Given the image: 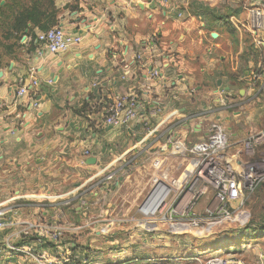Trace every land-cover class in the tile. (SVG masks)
Returning <instances> with one entry per match:
<instances>
[{"label":"crops","instance_id":"0c3cea01","mask_svg":"<svg viewBox=\"0 0 264 264\" xmlns=\"http://www.w3.org/2000/svg\"><path fill=\"white\" fill-rule=\"evenodd\" d=\"M216 2L54 0V25L80 35L79 44L49 54L40 53L26 35L27 42H17V49L1 39L10 54L0 66V210L21 213L28 205L23 202L30 198L70 200L74 190L91 180L87 175L74 183L81 172L97 168L99 174L118 164L115 185L135 188L131 207L119 211L130 219L79 225L68 220L70 209L62 212L48 204L39 209L41 220L23 215L21 222L27 227H54L57 221L61 227H136L137 203L160 172L153 163L165 165L171 176L187 166L178 150L177 155L172 152L187 136V123L176 128L184 116H174L177 110H185L180 105L190 99L192 87L200 88L198 80L210 77L211 53L222 39L207 31L208 14ZM27 26L33 34L42 30L39 25ZM19 79L29 88L21 98L16 97ZM33 80L36 85L30 87ZM119 94L136 97L137 116L128 125L114 128L103 119L106 107ZM174 137L179 141L172 144ZM147 152L155 155L150 162L121 159ZM93 157L96 162L87 163ZM14 200L22 203L9 204ZM98 216H102L99 211Z\"/></svg>","mask_w":264,"mask_h":264},{"label":"rangeland","instance_id":"374dc122","mask_svg":"<svg viewBox=\"0 0 264 264\" xmlns=\"http://www.w3.org/2000/svg\"><path fill=\"white\" fill-rule=\"evenodd\" d=\"M8 1L12 3L19 0ZM48 1L43 0L42 8L45 9ZM257 4L256 0H217L214 13L208 14L211 22L207 31L220 34L222 39L219 47L211 53L209 79L198 80L196 84L200 88L194 85L190 99L181 102L180 106L185 110L182 113L177 110L175 113L174 117L184 116V119L177 122V129L187 123V136L183 144L186 147L202 138L208 127L215 122L228 128L233 140L264 129V47L260 40L263 32H256L250 25V11ZM4 13L6 14V10ZM3 30L0 28V32ZM19 36L17 40H9L15 49L19 47L16 43H20L22 39L27 42L22 34ZM33 39L34 36L29 40L33 42ZM9 54L10 51L1 45L0 39V66L6 63ZM194 128L199 130L195 131ZM171 141L173 144L179 138L174 137ZM172 149L177 155L178 149ZM117 150L120 151V148ZM150 156L152 158L155 155L152 153ZM150 156L147 152L140 156L124 155L121 159L127 161L148 158L150 162ZM116 166L99 174L97 168L88 174L81 172L74 183L80 182V178L87 175L91 180L74 190L70 200L30 198L23 202L28 204L25 211L9 212L1 216L5 227L0 230V264H38L37 261L12 251L10 247L16 246L23 238L22 232L27 228L21 222L26 218L24 216L41 220L39 209L48 207V204L62 212L70 209L72 216H68V220L79 225L84 222L94 223L100 219L114 222L120 217L129 218L120 216L119 211L131 207L135 188L115 185L120 176L118 171L113 175L118 168ZM185 168L186 165L177 172L180 173ZM167 169L169 168L162 165L156 173ZM104 182H107L108 188H104ZM142 201H138L137 206ZM20 203L22 202L14 200L9 204ZM139 206L133 214V224L136 223V227H61L60 221H57L55 225L62 232L60 242L73 246L72 264H131L135 260L145 262L147 258L157 259L159 264H201L202 254L200 261L195 260L197 255L208 249H223L229 244H233L235 249H240L244 244L264 250V228H261L264 227V187L247 197L234 220L222 223L213 235L206 238H196L192 233L174 235L168 225L162 223H159L156 230L148 232L150 228L145 226L149 222L148 217L139 212ZM81 209L85 211L83 214ZM98 211L102 214L101 217L98 216ZM62 253L63 251H58L56 254L63 256ZM248 255L252 257L251 252Z\"/></svg>","mask_w":264,"mask_h":264},{"label":"built area","instance_id":"2783aa9c","mask_svg":"<svg viewBox=\"0 0 264 264\" xmlns=\"http://www.w3.org/2000/svg\"><path fill=\"white\" fill-rule=\"evenodd\" d=\"M256 1L257 6L250 11V25L256 32H263L260 40L264 47V0ZM80 41V35L66 32L57 25L37 31L33 39L40 53L49 54L64 53ZM151 75L156 76L157 72L153 71ZM19 84L16 97L21 98L29 88L22 79H19ZM34 85L36 81L33 80L30 87ZM136 116V97L119 94L106 107L103 121L107 126L120 128ZM178 152L185 157L186 168L177 176L160 171L152 178L150 189L139 206V212L148 217L149 222L145 224L150 228L148 232L156 230L162 223L167 224L174 235L192 233L196 238H206L213 235L222 223L234 220L247 197L264 184V129L232 140L228 129L215 122L202 138L188 147L180 145ZM85 154L89 152L85 151ZM153 165L159 168L161 164L155 161ZM154 201L156 203L151 208ZM4 214L0 210V218ZM4 227L0 219V230ZM61 234L56 225H30L22 235L25 239L34 235V241L10 249L38 264H72L73 246L61 243ZM46 242L52 246L42 247ZM58 251H63V256H58ZM249 252L252 253L251 258ZM195 260H201V264H264V250L244 244L235 249L233 244H229L223 249H208L197 255ZM156 263L159 264L157 259L147 258L145 262L135 260L131 264Z\"/></svg>","mask_w":264,"mask_h":264},{"label":"trees","instance_id":"16d2710c","mask_svg":"<svg viewBox=\"0 0 264 264\" xmlns=\"http://www.w3.org/2000/svg\"><path fill=\"white\" fill-rule=\"evenodd\" d=\"M1 1H3L2 4ZM42 4L43 0H19L12 3L8 0H0V28L4 29L0 32L2 34L0 39L6 41L11 39L17 40L20 38V34H22V36L26 35L32 38L34 34L31 33L32 29L27 26V23L39 25L42 30L53 27L57 13L54 0H49L45 9L42 8ZM5 10L6 14L4 13ZM210 10H213L210 14L214 13V9ZM42 21L45 23L44 25L40 24ZM12 46L13 45L11 44L10 47ZM5 48L8 49L7 46H5ZM261 187H264V184L260 185L258 189ZM34 239L35 237L32 235L29 239L22 238V240L17 244L21 245L26 242L34 241ZM50 246H52V244L48 242L42 244V247L44 248H48Z\"/></svg>","mask_w":264,"mask_h":264},{"label":"water","instance_id":"95a60500","mask_svg":"<svg viewBox=\"0 0 264 264\" xmlns=\"http://www.w3.org/2000/svg\"><path fill=\"white\" fill-rule=\"evenodd\" d=\"M3 3V1H1V4ZM211 36L213 37V38H216L217 37V33H215V32H212L211 33ZM1 74V73H0ZM96 162V159L93 157V158H91V159H88V161H87V163H89V164H94Z\"/></svg>","mask_w":264,"mask_h":264},{"label":"bare ground","instance_id":"6f19581e","mask_svg":"<svg viewBox=\"0 0 264 264\" xmlns=\"http://www.w3.org/2000/svg\"><path fill=\"white\" fill-rule=\"evenodd\" d=\"M155 203H156V201L152 202V204H151V208L154 206Z\"/></svg>","mask_w":264,"mask_h":264}]
</instances>
